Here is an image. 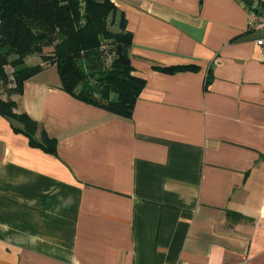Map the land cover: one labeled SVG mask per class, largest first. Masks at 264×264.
Masks as SVG:
<instances>
[{"label": "crops", "instance_id": "obj_1", "mask_svg": "<svg viewBox=\"0 0 264 264\" xmlns=\"http://www.w3.org/2000/svg\"><path fill=\"white\" fill-rule=\"evenodd\" d=\"M112 2L144 81L132 114L64 92L55 67L24 83L18 112L55 151L0 114V264H264V59L249 6Z\"/></svg>", "mask_w": 264, "mask_h": 264}, {"label": "trees", "instance_id": "obj_2", "mask_svg": "<svg viewBox=\"0 0 264 264\" xmlns=\"http://www.w3.org/2000/svg\"><path fill=\"white\" fill-rule=\"evenodd\" d=\"M116 13L112 0H0V81L7 80L2 73L5 66L16 68L12 89L21 96L24 83L43 66L55 67L61 90L129 118L144 81L133 75L128 56L132 36L125 19L120 16L118 31L109 29ZM33 55L40 57V64L26 67L24 59ZM9 57L13 59L9 61ZM15 106L13 101L0 100V114L15 132L29 139L31 147L54 153V140L42 129L37 139L36 133L13 124ZM20 115L17 119L28 129H39L25 114ZM236 216L227 213L228 218Z\"/></svg>", "mask_w": 264, "mask_h": 264}, {"label": "rangeland", "instance_id": "obj_3", "mask_svg": "<svg viewBox=\"0 0 264 264\" xmlns=\"http://www.w3.org/2000/svg\"><path fill=\"white\" fill-rule=\"evenodd\" d=\"M109 29H111L112 31H118L117 26H109ZM103 48L104 50H107L108 48H106L105 43H103ZM47 53V50H45ZM13 58L9 57V61H11ZM40 57L38 55H33V56H29L27 58L24 59V65L27 67L33 66V65H37L40 64ZM109 63V59L107 61V64ZM45 67V66H43ZM16 69V68H15ZM15 69L12 66H5L2 70V73L5 74L6 76V81L2 82L0 81V100L4 101V102H14L16 104V106L12 109V113L15 114L14 117H12V121L13 124L19 128H25L27 129L29 132L31 133H36L35 137L37 139H39V129H28L22 122L21 120L17 119V117H19L20 113L18 112V108H19V103H18V98L20 95H18L16 92L13 91V78H12V73L13 71H15ZM21 117V115H20ZM19 117V118H20Z\"/></svg>", "mask_w": 264, "mask_h": 264}, {"label": "built area", "instance_id": "obj_4", "mask_svg": "<svg viewBox=\"0 0 264 264\" xmlns=\"http://www.w3.org/2000/svg\"><path fill=\"white\" fill-rule=\"evenodd\" d=\"M253 4L249 7V19L255 31L262 32V36L255 40V45L261 50L264 59V14L257 11V8L264 10V0H252Z\"/></svg>", "mask_w": 264, "mask_h": 264}, {"label": "water", "instance_id": "obj_5", "mask_svg": "<svg viewBox=\"0 0 264 264\" xmlns=\"http://www.w3.org/2000/svg\"><path fill=\"white\" fill-rule=\"evenodd\" d=\"M243 2L247 5V6H252V4H253V1L252 0H243ZM257 11L258 12H261L262 14H264V10H261V8H257Z\"/></svg>", "mask_w": 264, "mask_h": 264}]
</instances>
